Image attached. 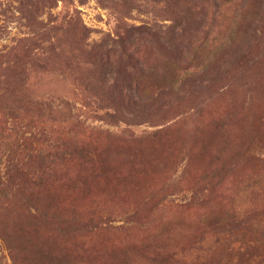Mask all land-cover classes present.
<instances>
[{
  "label": "rangeland",
  "instance_id": "rangeland-1",
  "mask_svg": "<svg viewBox=\"0 0 264 264\" xmlns=\"http://www.w3.org/2000/svg\"><path fill=\"white\" fill-rule=\"evenodd\" d=\"M71 143L68 240L25 222ZM42 263L264 264V0H0V264Z\"/></svg>",
  "mask_w": 264,
  "mask_h": 264
},
{
  "label": "trees",
  "instance_id": "trees-1",
  "mask_svg": "<svg viewBox=\"0 0 264 264\" xmlns=\"http://www.w3.org/2000/svg\"><path fill=\"white\" fill-rule=\"evenodd\" d=\"M159 89L162 90L163 88L160 87ZM141 100L143 101L144 99L141 98ZM73 149H74L75 153H73L71 155L68 154L69 157H67V158L63 153L60 154V152H59V155H57V154L52 155V154H47V153L42 154V161H43V165H44L43 170L44 171H42V173L40 174L39 181L35 182L33 184L35 185V187L37 186V188L38 187L41 188L42 192H40V193H43L44 197L41 200L37 194H32L31 199L33 202L38 201L39 206L37 208V211L43 212V216H42V218H41V216H39V217L38 216H32V217L28 218V221L25 222L27 225H31V226L36 228V227H40L43 225H49L50 224L49 222L51 221L52 225L53 224L56 225L57 232H54L52 230L51 231L54 232V234H59V236H62V238H67V237H63V235H61L59 233V228L62 231L66 232L65 230L70 229L73 226V224H72V222L68 221V219L65 216V213L63 212L64 210L61 209L60 205L58 203H56V200H54V198L52 199L50 197L46 201L47 197H49L51 195V192L53 190L52 182L54 183L53 177L56 173V169L54 167L52 168V166H50V168H47L46 164L51 163L52 165L56 166V163H59V162H61V163H65L66 161L69 162V160H71V156H74V155H77V156L79 155L83 161L87 160L89 155L87 153V150L85 149V146L81 147V146H77V145L74 146L73 145ZM58 171H59L58 172L59 176L60 175L64 176L63 170H58ZM69 214L73 218V220L77 221L79 214L76 212V210H74L73 212H69ZM25 223H24V225H25ZM228 226H229V224L224 225L226 232H227ZM231 228H232V224H230V228L228 229V231ZM70 230H73V229H70ZM231 231H230V233H232ZM59 236L57 237V239H55V241L60 240ZM68 240H70V239H68ZM45 244H42L43 248H44ZM61 244H62V242L60 243L59 246H61ZM66 244H69V243H66ZM40 246H41V244H40ZM61 247H64V245H62ZM44 252H45V250H43V253L37 252V254L36 253H34L33 255L29 254V256L26 258V260H28L29 258L33 260V257H34V258L41 260L43 263H47V262L51 263L55 260H58L60 262L69 261L68 256H70V255H68V254L64 255V252H63V255H56L54 252L50 251L48 253L49 255L46 254L45 256H44Z\"/></svg>",
  "mask_w": 264,
  "mask_h": 264
}]
</instances>
